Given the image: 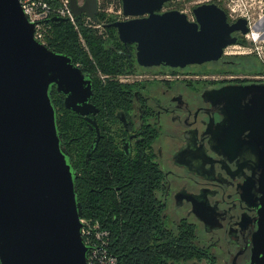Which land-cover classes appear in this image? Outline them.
I'll use <instances>...</instances> for the list:
<instances>
[{
  "label": "flooded vegetation",
  "instance_id": "obj_1",
  "mask_svg": "<svg viewBox=\"0 0 264 264\" xmlns=\"http://www.w3.org/2000/svg\"><path fill=\"white\" fill-rule=\"evenodd\" d=\"M237 20L228 16L230 24ZM247 26L248 33L263 32L264 15ZM248 33L234 32L236 43ZM122 44L120 52L136 53L135 44ZM226 56L224 50L213 62L235 63ZM191 67L139 65L128 79L110 80L109 88V81L86 72L93 81L91 111L64 105L79 123L83 205L106 210L113 203L115 218L132 232L135 264H243L264 216L261 145L245 130L231 156L218 152L215 134L226 114L214 103L221 87L264 81L243 73L215 80ZM145 254L156 258L140 257Z\"/></svg>",
  "mask_w": 264,
  "mask_h": 264
},
{
  "label": "water",
  "instance_id": "obj_2",
  "mask_svg": "<svg viewBox=\"0 0 264 264\" xmlns=\"http://www.w3.org/2000/svg\"><path fill=\"white\" fill-rule=\"evenodd\" d=\"M169 1L122 0L128 19L106 24L124 44L136 45L140 66L219 61L237 42L234 32H249L246 18L230 24L216 3L194 7L192 20L180 10L163 11ZM70 7L74 16L98 21V0H70ZM35 26L20 0H0V264H88L78 172L58 129L52 93L56 89L66 108L86 114L92 76L36 39ZM214 98L226 114L215 134L216 150L231 156L245 130L261 145L264 212V83L224 86ZM252 247L243 264H264V216Z\"/></svg>",
  "mask_w": 264,
  "mask_h": 264
},
{
  "label": "trees",
  "instance_id": "obj_3",
  "mask_svg": "<svg viewBox=\"0 0 264 264\" xmlns=\"http://www.w3.org/2000/svg\"><path fill=\"white\" fill-rule=\"evenodd\" d=\"M50 2H55L56 0H48ZM100 18L102 15H98ZM113 22L109 20L107 24ZM51 29L54 35H50L47 40V46L55 52L63 53L70 56L73 62L78 65L84 73L92 72L97 75L98 70L106 73H126V72H137V67L139 66L136 60V53L133 52L132 57H129L128 53H122L120 50L125 49L122 42L119 39L118 32L116 28L107 27V29L114 31L115 35L112 39H103L101 36L97 35L95 31L84 28L83 34L86 41L89 44L91 55H88L80 47V41L74 26L69 21H56L51 22ZM108 42V43H107ZM96 77V76H95ZM98 79V78H97ZM115 82L109 81L108 87H113ZM54 93H59L55 89L52 93L53 102L56 109L58 105L63 108L61 114H57L58 129L62 135V140L66 148L71 154L72 162L78 172V177L76 179V185L78 189V199L82 204V211L84 216L91 217L93 219H98L102 221L111 231L114 240V252L119 257V264H135L133 261L134 251L130 248V235L131 231L124 230L121 226V220L117 217L115 218L116 210L112 202H107V209L103 210L98 205L86 208L83 205V180L80 168V155L82 142L80 139V129L77 128L79 123L74 120H70L66 112V108L63 103V94L60 93V99H57ZM57 99V100H56ZM56 101L58 103H56ZM61 115V116H60ZM68 126H74L73 129L69 130ZM78 138H77V137ZM75 137L72 141L71 146L68 145L69 140ZM75 154V157H74ZM92 206V205H91ZM143 258H156L154 255H140ZM143 264V263H139Z\"/></svg>",
  "mask_w": 264,
  "mask_h": 264
},
{
  "label": "rangeland",
  "instance_id": "obj_4",
  "mask_svg": "<svg viewBox=\"0 0 264 264\" xmlns=\"http://www.w3.org/2000/svg\"><path fill=\"white\" fill-rule=\"evenodd\" d=\"M202 3L218 4L219 6H221L226 10L229 19L231 20L238 19V17H246L250 19L252 23L254 22L256 23L258 17L264 15V0H171L164 5L163 11L180 10L186 13L189 16V18L193 20L195 18L193 14V8ZM100 14L102 15V17L100 18L98 16V19L103 23L115 19L113 14H108L106 12H103V10L99 12V15ZM80 23H81V28L79 29L80 31L76 30L75 26L74 29L78 34L80 47L88 55H91V50L83 34L84 28H89L95 31V33L101 36L103 39L109 40L112 39V37H114L115 35L114 31L102 27L97 28L94 24L85 22L83 18H80ZM254 28L255 30H252L247 36H243L240 38V42L238 43V45L244 48H239L237 50L243 51V53L227 54L226 57H228L229 60L235 62L234 64L227 67H223L214 62H208L201 65H193L191 69L194 70L196 73H199L200 76L209 75L212 79L214 76L219 77L222 75H230L232 73H240V74L243 73L245 75H249L251 79L258 80L256 76L257 75L260 76L264 73V42L260 40V39H264V31L261 32V30L260 31L257 30L256 27ZM50 35H54V33H52V29L50 31ZM255 38L258 40H256ZM256 46H260L259 48L260 53L256 49ZM250 49H252L253 52ZM128 73L129 72H126V74ZM123 74L125 73H117V72L106 73V72H102V70L100 69L97 71V75L95 74V76L101 80L123 81L125 79L124 78L125 75L124 77L121 76ZM56 97L57 99H60L59 96ZM60 109L61 106L58 105L59 114L62 113Z\"/></svg>",
  "mask_w": 264,
  "mask_h": 264
},
{
  "label": "built area",
  "instance_id": "obj_5",
  "mask_svg": "<svg viewBox=\"0 0 264 264\" xmlns=\"http://www.w3.org/2000/svg\"><path fill=\"white\" fill-rule=\"evenodd\" d=\"M83 2L84 0H79L80 4H82ZM20 3L24 8L26 14L28 15L29 19L36 23L35 26L36 39H38L39 41H41L46 45L51 31V24L48 20L54 16L68 18V21L73 26H75L76 30H79L81 28L80 18H83L85 22L94 24L97 28L102 27L107 29L106 27L107 23H103L99 19L98 21H95L86 14H83L81 16H74L70 7V0H56L55 2H50L48 0H20ZM98 6H99V12L103 10V12H106L108 14H113L115 18L113 21L126 20L125 18L128 19V17L124 15L122 0H98ZM239 18L240 17H238V19ZM246 19L248 20L249 24L253 25L254 27L255 22L252 23L250 19L248 18ZM252 30L255 29L252 28L251 31ZM260 40L264 42V39H260ZM239 48H244V47L238 45V43H234L227 46L225 48V52L226 54L243 53V51L237 50ZM259 48L260 46H256L258 52H259ZM250 50L252 51V49ZM128 75L129 74H123L121 76L127 79L129 78ZM230 77L231 76L229 75H222L219 77L214 76L213 79L215 80L227 79ZM256 77L258 78V80L264 81V73L260 76L257 75ZM81 221L83 223L82 236L86 246L89 247L87 263L88 264H119V257L115 254L113 250L114 240L112 236V231L102 221L98 219H93L91 217L83 215Z\"/></svg>",
  "mask_w": 264,
  "mask_h": 264
},
{
  "label": "bare ground",
  "instance_id": "obj_6",
  "mask_svg": "<svg viewBox=\"0 0 264 264\" xmlns=\"http://www.w3.org/2000/svg\"><path fill=\"white\" fill-rule=\"evenodd\" d=\"M263 17V16H262ZM260 19V18H259ZM256 39V38H255ZM256 40H258V39H256Z\"/></svg>",
  "mask_w": 264,
  "mask_h": 264
}]
</instances>
